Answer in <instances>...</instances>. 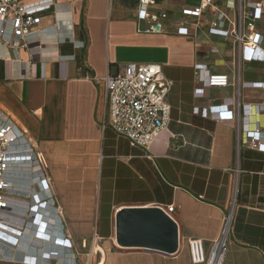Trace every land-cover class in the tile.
Returning a JSON list of instances; mask_svg holds the SVG:
<instances>
[{
	"label": "crops",
	"instance_id": "1",
	"mask_svg": "<svg viewBox=\"0 0 264 264\" xmlns=\"http://www.w3.org/2000/svg\"><path fill=\"white\" fill-rule=\"evenodd\" d=\"M199 2L155 0L150 12L168 17L164 31L153 33L140 30L147 21L139 22V0H54L19 46L0 44V106L38 143L55 192V203L28 220L20 240L34 261L57 253L68 263L66 234L81 252L97 248L101 264H201L192 261L188 240L201 238L209 250L233 209L224 264H264V151L247 144L248 130L264 128V114L246 116L247 105L264 102V61H240L233 39L210 32L211 16L197 28V18L186 17L190 33L180 34L182 9ZM216 2L237 18V0ZM258 28L264 35V21ZM130 61L160 63L173 81L171 120L148 148L102 127L105 84L91 77ZM198 64L227 74L230 84L208 85L197 77ZM170 204L175 252L120 243L121 210Z\"/></svg>",
	"mask_w": 264,
	"mask_h": 264
},
{
	"label": "built area",
	"instance_id": "2",
	"mask_svg": "<svg viewBox=\"0 0 264 264\" xmlns=\"http://www.w3.org/2000/svg\"><path fill=\"white\" fill-rule=\"evenodd\" d=\"M154 2L155 0H139V22L147 21V26L140 27V30L145 32L164 31V23L161 19L167 18L168 12L152 14L150 5ZM53 5L54 0L38 3L0 0V44L13 48L19 46L20 40L17 38L26 40V37L32 33L33 26L41 22L42 12ZM237 5V18H231L221 11L216 0H200L197 5L186 6L182 9L183 17L180 20L178 32L190 33L186 17L197 18L196 23L192 25L193 28H197L204 17L211 16L213 20L209 27L210 32L233 39L237 44L240 61L242 59L264 61V35L258 28V22L264 21V0H237ZM62 26L66 29L68 27L63 23ZM80 43V46H85L84 41ZM23 45L27 46L28 43L25 41ZM0 59H4L1 52ZM196 68L197 77L210 86L230 84L227 74L211 73L204 64H198ZM91 77L97 83L105 84L106 113L102 120V127L112 128L117 135L126 138L132 146L148 148L171 120L172 105L169 94L173 81L166 77L162 65L157 62L130 61L115 73H107L103 76L95 74ZM202 90L199 88V93ZM252 111L264 114V102L247 105L246 116ZM220 112H225L229 116L227 111ZM247 137V144L250 147L264 151V128L257 125L255 130H248ZM37 147L38 143L30 133L0 106V238L4 240L17 238L14 239V244L0 241L1 261L36 264L26 261L24 254L15 252L21 250L20 240L26 236L28 220H33L35 213H39L40 208L46 207L51 199L52 203H55L53 184L41 163ZM27 165L28 167L38 165L42 179L39 178L32 183L23 182L28 181L23 178L28 175L23 169ZM33 186L38 193L43 194L36 200L29 194ZM22 197L32 199L31 203L23 200ZM57 208L59 217H62V210L59 206ZM174 208L175 204H170L167 210L162 209L169 215ZM258 208L264 210V202ZM232 224L233 209L225 216L221 231L213 239L209 250L205 248L201 238L189 239L192 261L201 264H224ZM62 237L67 242V256H70L68 263L65 264H101V260L96 257L97 248L81 252L73 246L70 237H66V234ZM9 251L11 254H6ZM82 255L85 257L83 261L80 260Z\"/></svg>",
	"mask_w": 264,
	"mask_h": 264
},
{
	"label": "water",
	"instance_id": "3",
	"mask_svg": "<svg viewBox=\"0 0 264 264\" xmlns=\"http://www.w3.org/2000/svg\"><path fill=\"white\" fill-rule=\"evenodd\" d=\"M121 244L173 253L178 247L175 221L160 207L125 208L118 214Z\"/></svg>",
	"mask_w": 264,
	"mask_h": 264
},
{
	"label": "bare ground",
	"instance_id": "4",
	"mask_svg": "<svg viewBox=\"0 0 264 264\" xmlns=\"http://www.w3.org/2000/svg\"><path fill=\"white\" fill-rule=\"evenodd\" d=\"M23 169H24V171L26 172V174H28V175H25L23 178L24 179H26V180H28V181H23V182H25V183H32V182H34L35 180H38L39 178L40 179H42L41 177H42V173H41V169H39V167H38V165H33V166H31V167H28V165L27 166H25V168L23 167ZM31 193H29V194H31V195H33V198H34V200H36L37 198H39L40 196H43V194L42 193H38L37 192V190H36V188H34V186H33V188L31 189ZM35 195H37V196H35ZM30 201L32 200V199H29ZM50 202L52 203V199L50 200ZM49 202V203H50ZM17 249V248H16ZM20 249L21 250H18V252H15V253H20V252H23L24 253V259L26 260V261H29V262H34V263H36V264H54V263H52L51 261L52 260H50L49 258L51 257V258H54L56 261H59V262H63V259L61 258V260L60 259H57V257H58V254L56 253V254H52V255H50L49 257H44V260H41L40 262L39 261H34V257L33 256H29V255H26L25 254V252H26V250H25V248H21L20 247ZM6 254H11L10 253V251L9 252H6ZM61 257V256H60ZM59 257V258H60ZM33 259V260H32ZM69 260V258H67V260L66 261H68ZM65 261V262H66ZM45 262H48V263H45Z\"/></svg>",
	"mask_w": 264,
	"mask_h": 264
},
{
	"label": "rangeland",
	"instance_id": "5",
	"mask_svg": "<svg viewBox=\"0 0 264 264\" xmlns=\"http://www.w3.org/2000/svg\"><path fill=\"white\" fill-rule=\"evenodd\" d=\"M28 0H23V2L27 3Z\"/></svg>",
	"mask_w": 264,
	"mask_h": 264
}]
</instances>
